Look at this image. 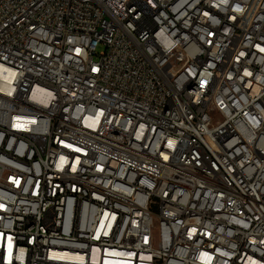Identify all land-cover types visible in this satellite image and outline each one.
Instances as JSON below:
<instances>
[{
    "label": "built area",
    "instance_id": "2783aa9c",
    "mask_svg": "<svg viewBox=\"0 0 264 264\" xmlns=\"http://www.w3.org/2000/svg\"><path fill=\"white\" fill-rule=\"evenodd\" d=\"M0 67V264H264V0H0Z\"/></svg>",
    "mask_w": 264,
    "mask_h": 264
},
{
    "label": "rangeland",
    "instance_id": "374dc122",
    "mask_svg": "<svg viewBox=\"0 0 264 264\" xmlns=\"http://www.w3.org/2000/svg\"><path fill=\"white\" fill-rule=\"evenodd\" d=\"M103 50V46L102 45H99L96 49V53H99L100 51Z\"/></svg>",
    "mask_w": 264,
    "mask_h": 264
},
{
    "label": "bare ground",
    "instance_id": "6f19581e",
    "mask_svg": "<svg viewBox=\"0 0 264 264\" xmlns=\"http://www.w3.org/2000/svg\"><path fill=\"white\" fill-rule=\"evenodd\" d=\"M1 69H2V67H0V73H1Z\"/></svg>",
    "mask_w": 264,
    "mask_h": 264
}]
</instances>
